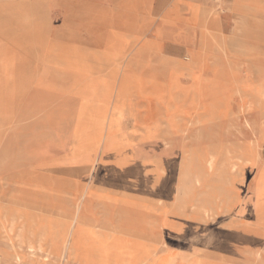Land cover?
Listing matches in <instances>:
<instances>
[{
	"label": "rangeland",
	"instance_id": "1",
	"mask_svg": "<svg viewBox=\"0 0 264 264\" xmlns=\"http://www.w3.org/2000/svg\"><path fill=\"white\" fill-rule=\"evenodd\" d=\"M194 1L208 4L212 15L199 14L193 9L184 20L195 31L192 41L196 39V47L188 50L192 62L186 64L184 57L169 61L158 58L156 62L165 66L166 75H157V71L144 75L145 67L150 64L144 61H140L141 72L135 75H53L50 64L53 45L68 39L57 13L49 11L47 17L44 16L43 0H0L1 203L13 210L50 214L57 220L69 221L75 209L81 206L82 196L77 193V197L69 201L68 187L73 182L68 176H54L50 171L35 169L37 163H49L35 157L42 153L47 157L49 153L64 150L73 140L76 143L70 151L80 154L86 147H92L94 141L106 139L102 148H93L100 152L98 158L88 161L92 176L88 172L75 178L89 183L86 191L90 195L135 204L133 214L120 218L115 211L95 212L101 220L107 215L105 226L111 233L110 242L133 243L138 264L152 255L158 256L161 264L170 259L178 264L181 260L208 264L210 260H205L204 256L232 264H264V210L252 211L251 207L239 217L233 213L220 214L205 223L185 224L180 218L165 217L146 206L165 202L166 190L181 179L178 173L183 169L178 170L176 164L184 152L202 151L215 144L255 143L264 122V0ZM225 1L232 3L228 11L223 4ZM252 1L262 2L248 4ZM96 2L108 3L111 9L108 22L117 23L121 19L119 7L124 0ZM247 7H251V11H246ZM234 13L249 15L242 26L234 22L235 30L231 24L215 21V16L219 15L228 22ZM152 18L155 17L141 9L135 11V35L139 34L135 42H146L147 34L154 35L152 39L168 40L175 29L179 27L181 31L182 27L176 25L181 19L179 15L161 17L165 25L154 24ZM165 18L170 23L164 21ZM152 27L154 31L142 32L143 28ZM222 36L226 37L224 41H221ZM213 55L226 59L222 71L217 72L210 62ZM110 66L116 71L120 64L113 60ZM74 68L82 70L79 64ZM72 77L81 80L76 83ZM114 89L116 100L108 101ZM130 94H135V107H139L141 116L147 119L135 128V139L140 141L135 145L139 157L135 162L148 164V169H135L128 160L104 159L111 149L110 142L123 131H130L116 126L121 107ZM138 97L152 101L160 111L139 104ZM210 110L213 119L209 121ZM176 113H180L178 120L174 119ZM153 120L159 125L165 124L164 137L173 136L169 144L171 154L161 142L147 141L146 136L156 135V127H159L148 125ZM196 120L203 122L196 123ZM259 153L264 160V143ZM153 155H171L172 158L151 160ZM101 166H106L111 173L106 177V187L100 186L101 177L96 168ZM194 166L189 163L186 172L196 173ZM262 168V164L257 163L240 172L238 178L227 185L226 202L233 206L245 205L248 196L256 191ZM139 178L144 180L137 184ZM211 180V185L216 184ZM137 187L146 190L140 194ZM139 194L144 196L141 202ZM92 229L84 232L91 235L88 237H99ZM165 233L169 234L166 238ZM191 236V239L186 238ZM8 246V242L0 238V264H38L36 261L16 262Z\"/></svg>",
	"mask_w": 264,
	"mask_h": 264
},
{
	"label": "crops",
	"instance_id": "2",
	"mask_svg": "<svg viewBox=\"0 0 264 264\" xmlns=\"http://www.w3.org/2000/svg\"><path fill=\"white\" fill-rule=\"evenodd\" d=\"M142 1V2H141ZM124 0L119 7L121 19L117 23L114 20L108 22V17L111 15V9L108 8V3L96 2V0H43V14L57 13V18L61 20V26L66 31L67 41L56 42L53 45L55 48L50 64L52 65L53 75H135L141 72V62H150L148 67H145L144 75L158 72L157 75H166L165 66L156 62L158 58L167 59L180 58L182 59L188 54L189 49L196 47V39L192 41L195 34L194 29L189 26L184 20L190 15L193 9L201 7V3L194 0ZM48 9V11H47ZM141 9L154 20V24L165 25L162 23L161 17L179 15L181 19L176 21L180 25L175 29V33L168 40H159L154 38V35L146 36V42H135V11ZM50 11V12H49ZM48 12V13H47ZM42 14V16H43ZM157 17V18H156ZM183 17V18H182ZM169 20L165 18L164 21ZM167 23H170L167 21ZM154 27V26H153ZM152 28H143L142 32L154 31ZM157 52L158 54L156 55ZM115 60L120 64L116 71H113L110 64ZM49 62V61H48ZM49 64V63H48ZM79 64L82 70L77 71L74 66ZM84 68V69H83ZM116 89L109 94L108 101L116 100ZM78 96V95H77ZM128 101H125L121 107V112L118 116L117 127L120 130L130 129L129 132L123 131L111 143V149L108 150L104 159L105 161L114 160L122 162L130 161V164L135 166V160L138 157V152L135 148L138 139H135V128H139L146 121L140 114L139 107H135V94H130ZM139 104L160 111V109L150 100L137 98ZM155 118V117H154ZM108 120V119H107ZM147 120V119H146ZM165 122V121H164ZM150 127L159 125V122L153 120L148 123ZM156 135L146 136L149 143L157 141L163 144L164 149L172 153L170 144L172 135L163 136L165 124L156 127ZM163 128V130H161ZM130 134V135H129ZM106 139H98L92 143V147H86L80 154L71 152L72 146L76 141H71L70 146L64 150L46 154H38L35 160H48L49 163H37V170L44 172L50 171L54 176H68V179L73 182L68 187L69 201L72 202V197L82 196L80 206V218L83 230L92 229L95 227H104L107 224V215L104 219L97 218L94 214L97 210L99 213L115 211L117 216H129L135 212V204H127L120 200H112L90 195L86 191L89 183L83 182L81 179L76 180L77 175H87L88 172L92 176L93 171L90 170L91 164L89 160L97 159L99 151H93V148L98 149L105 145ZM169 142V143H168ZM74 149V148H73ZM163 157V158H161ZM172 158L169 156L153 155V159ZM104 161V162H105ZM98 175L101 177L100 186H107L106 177L111 175L106 166L96 168ZM112 208V209H111ZM103 210V211H100ZM100 219V220H99ZM99 223V224H98ZM108 238H112L111 236Z\"/></svg>",
	"mask_w": 264,
	"mask_h": 264
},
{
	"label": "bare ground",
	"instance_id": "3",
	"mask_svg": "<svg viewBox=\"0 0 264 264\" xmlns=\"http://www.w3.org/2000/svg\"><path fill=\"white\" fill-rule=\"evenodd\" d=\"M228 1L223 2L227 11L232 6V3ZM261 2L252 1L248 4L255 5ZM220 4L222 5V3ZM207 8L209 5L204 3L197 9V12L206 16L212 15L208 12L210 8ZM250 8L247 7L246 11H251ZM247 16L249 15L234 13L233 16H230V21L226 22L225 17L216 15L215 21L224 25L231 24L232 30H235L234 22H238V25L244 23ZM228 36L229 38L233 37V35ZM221 39L224 41L226 37L224 39L222 36ZM184 58L187 61L186 64L192 62L189 54L185 55ZM209 60L214 64L217 72L222 71L225 67L223 63L226 59L220 58V56L213 55ZM72 79H76V83L81 80L74 77ZM179 115L180 113H176L174 119L178 120ZM207 119L209 121L213 119L211 110ZM201 121L196 120L195 122L202 123L203 121ZM183 132L181 131L182 134ZM255 141V143L243 141L227 145L215 144L202 151L184 152L185 158L182 152V156L176 158L178 170L183 169L178 173V177L180 176L181 179L174 181V184L166 190V198L168 199L165 198V202L157 201L146 204V206L164 214L165 217L180 218L185 224H189V222L205 223L206 220L215 219L220 214L233 213L234 216L239 217L251 207L252 211L256 208L259 211L264 210V160L259 153L264 143V122L259 128L258 138ZM189 163H194L196 173L186 172ZM257 163H261L263 168L262 174L257 178L254 195L248 196V202L245 205L233 206L231 202H226L229 196L227 185L236 177L238 178L240 172ZM140 167L149 168L148 164L142 165L136 161L135 169ZM211 179H214L216 184L211 185ZM143 180L139 178L136 183L140 184ZM137 189L140 194L146 190L140 187ZM140 194L138 195L139 202L144 199V196ZM79 208L80 206L75 209L72 218L69 217V221H60L50 214H29L24 210H13L0 202V238L8 242V247L13 252V258L18 263L36 261L38 264H138L135 260V245L133 243L116 245L115 242H110V238H108L111 233L99 226L93 228L92 233L100 236L88 237L91 235L85 233L79 226ZM168 235L165 233V238ZM186 238L191 239L192 236ZM163 243L166 245L165 239ZM204 259L210 260L208 264H232L226 260H217L206 256ZM160 262L162 260L158 259V256L152 255L139 264H161ZM181 262V264H200V262H190L189 260H181ZM165 264L178 263L170 259Z\"/></svg>",
	"mask_w": 264,
	"mask_h": 264
}]
</instances>
